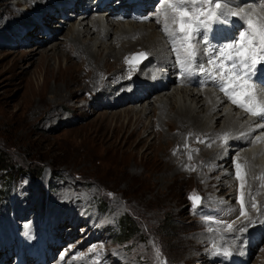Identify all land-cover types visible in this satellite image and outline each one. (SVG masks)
I'll use <instances>...</instances> for the list:
<instances>
[{
  "label": "rangeland",
  "instance_id": "obj_1",
  "mask_svg": "<svg viewBox=\"0 0 264 264\" xmlns=\"http://www.w3.org/2000/svg\"><path fill=\"white\" fill-rule=\"evenodd\" d=\"M54 1L58 0H0V154L5 159L0 163V224L16 225L22 232L30 227L27 238L34 228L55 227L46 235L67 242L62 249L64 264H227L216 257L226 247L216 239L221 230H229L233 217L241 216V205L235 199L230 203L233 197L221 195L215 204L205 197L215 191L208 190L206 172L201 171L205 164L199 159L208 149L204 136L176 137L171 103L165 120L154 110L151 118L138 112L140 121L137 113L123 112L132 102L109 108L94 103L105 83L121 77L122 66L130 68L125 58L145 51L136 45L120 66L118 58L92 66L69 43L68 32H53L47 24L45 30L42 25L33 30L30 25L38 22L40 7L57 6ZM77 14L66 11L68 18L55 20L77 24L81 20ZM147 24L149 29L151 22ZM41 34L49 41L39 44ZM55 45L61 52L59 66L46 58L53 55L55 49L49 50ZM67 65L70 68L64 71ZM172 87L171 82L167 89ZM38 88H47L41 101ZM156 93L133 104L146 106ZM236 161L231 160L235 168L231 180L237 177ZM238 164L241 180L245 179L243 163ZM239 186L237 179L230 190ZM245 187L240 196L244 205V198H253ZM193 195L199 197L195 209L189 199ZM225 204L236 212L226 211ZM257 204L252 209L258 210ZM123 220L132 225L122 234ZM211 229L216 238L207 241ZM255 237L261 240L244 264H264V234ZM237 245L241 250L240 240Z\"/></svg>",
  "mask_w": 264,
  "mask_h": 264
},
{
  "label": "bare ground",
  "instance_id": "obj_2",
  "mask_svg": "<svg viewBox=\"0 0 264 264\" xmlns=\"http://www.w3.org/2000/svg\"><path fill=\"white\" fill-rule=\"evenodd\" d=\"M93 1L94 0H61L60 4H57V6L49 3L46 6L40 7V10L42 12L37 19L38 22H36L35 20L34 23L36 24H32L33 20L31 22V18H29L28 21L31 22L30 25H33V30L39 29L41 25L42 30H45L43 28H45V25L47 24L49 26V30L54 28L53 32L64 30L65 35L66 32H68L67 39L70 38V40H72V42L69 40L68 41L73 46L75 45L80 58L84 57L85 60H87L94 67H99V64H103L111 59L117 61V58L120 59V61L116 65L120 66L122 59L126 55V53L129 54L133 50H136V45L141 46H138V49H144L145 53H147L146 59L138 63L135 69H128L126 68V66L125 68L124 66H122L121 77H119V79L121 80L115 78V81L105 83L103 85V88H101L95 94L96 96H94L93 101L94 103L96 102L98 104L107 106L108 108L109 106H114L125 101L127 103L132 102V104L124 108L123 112H130L135 115L136 113L138 114V112H141V114L146 113L148 114L147 116L150 117L153 111L157 110V112L159 111V115L161 116V118H163V120L166 119L165 112L169 109V104L171 103L170 114L176 127L175 130L178 131L176 137L180 138V136L184 137L186 134L194 133L195 138H202L203 136L205 138V145L208 147V149L204 155L201 154V158L199 160H201V162H203L205 166L208 165L207 168H205L204 166L205 170L201 169V171H204V173L206 172L204 174L205 176H203L205 177L204 179L208 178V180H206L204 183L205 185L208 184V190L211 189L215 191L214 195H210L209 193L205 194V197L209 198L212 203L216 201L215 198L217 196L219 197L221 195L231 198L233 197L232 199L230 198V203H232L234 199L238 202L241 200L240 196H242L241 193H243V189H241L242 187L239 186L235 189L236 191L230 190L231 185L233 183H236L237 181V177H234V180H231V175L235 176V168L232 167L231 160H237L234 163V167L237 163H243L242 170L245 171V179H240V182L241 184L246 186L245 188L247 189L245 191H249V194L252 195L253 198L250 199V197H243L244 200L246 199V215L237 218L233 217L234 219L229 221V224H232L233 226V230H228L227 232H225L226 229L225 231L221 230V233H217L218 239L216 240H218L220 245H225V249L229 250L232 254L235 255V259L237 260V262L235 260L234 264H240L241 262L240 259H237V256H241V259L244 258V260H247L249 253L252 252L256 244L248 245L246 248L247 252L244 254L240 250V244L237 245L238 241L240 240V242H242V236L244 237L248 235V233V237L253 240L254 235L259 233V231L262 232L260 233L262 236L264 234V179H259L258 177L259 173H262V176L264 177V127H258L257 123L252 120L253 117L246 118L240 114L237 115L235 111H233L235 109L234 107L232 108V110H230L229 107L227 108V105H224L222 101L226 96L222 91L219 90L218 82L215 84L211 83L210 87L212 88V91H210L207 88L193 89L190 87H183L182 85H176L173 80L174 73L166 77V81H164L165 77L163 73H160L161 70L159 68H165L170 64V62H173L172 53L180 52L181 54L183 50V48L180 47L179 41L173 42V38L167 35L163 30L166 22L169 23L172 30H174L175 28L174 25L172 27L170 19L167 21L165 19V15L169 17H171L172 15L171 11L167 9V0H161L160 5L156 7V9H158L156 17L152 16V18H147L144 23H136L132 20H130L131 22L129 20H113L109 17L110 13H107L103 19H100L97 16V10L95 11V13H93L94 10L93 12L91 11V8L96 7L98 3L97 1H95L92 4ZM19 3H22L21 0ZM86 3L90 4L91 7L85 8L83 4ZM244 3H253L254 6H252V8L251 5H248L247 8L249 10L247 11L245 9H242V6L239 7L240 4L244 5ZM15 6H18V3H16ZM28 8L29 7L27 5V8L25 9L27 10ZM228 10L235 13H241V10H243V12L248 13L252 17L254 15H258L264 18V0H254V2L253 0H241L238 1V7L230 6ZM66 11H79L78 18L81 19L79 23L75 24L68 23L66 20H55L57 17L61 16V13L66 14ZM37 14H39V12H37ZM154 20H157L161 23L155 24ZM54 21H57V24L51 25ZM149 22H151V24H149V29H147V23ZM58 23H62L63 25H60ZM210 27L212 28L213 24ZM39 38H41L39 44H42L47 40L49 41L50 39L48 37L42 36V34L39 35ZM170 45L172 47L171 50H169ZM55 46L56 47H53L51 48V50H49L53 51V49H55L53 55H50V57H48V55L46 58L55 60L53 65L59 66L60 60L58 58L59 56H61V52L58 51L57 48V46L59 45ZM117 49H119V51H117ZM153 61L155 64L153 63ZM44 63L43 67L45 66ZM202 64L206 65L205 63ZM210 67L211 66H209V68ZM68 68H70V66H65L64 71H67ZM101 73L103 74V70L99 69L97 72V75H99L98 77L101 76ZM205 78L206 76L204 74H200L197 76V79L201 81H204ZM42 81L44 85V79ZM158 82L161 85H159V87L157 88L156 85L158 84ZM171 82L172 84H175L173 85L174 87H172V89H167V86ZM87 87L88 86H86V88ZM94 88H98V85ZM46 90L47 88L45 90H40L38 88L37 94L41 96L39 97L40 101L42 100V95L44 92H46ZM213 90L215 92H213ZM152 93H156V95H154L153 101L148 100L146 106L136 107L137 105L133 104L138 101L137 99L147 97ZM258 93L259 92H257V95ZM69 94L71 93L69 92ZM141 114H138V116L136 115L138 117L136 121H140V118L142 117V115H144ZM128 117L129 114L125 116L126 119H128ZM213 128L217 129L213 130ZM216 133H218L220 136H215ZM131 134L132 133H130V135ZM225 134H227L228 136L226 142L223 139ZM175 140H177V138H175ZM140 142H142V139H140L139 143ZM202 151L203 148L200 147V152ZM220 165L223 167L222 169ZM169 168L172 167L170 166ZM220 169L222 171L221 173L219 172ZM174 170L172 171V173L176 175L177 173L175 174ZM217 171L219 175L216 174ZM179 173L180 172H178V174ZM202 179L203 178H201V180ZM245 194H247V192H245L244 195ZM62 198H64V196H62ZM226 200L227 198L224 199V201ZM256 202L258 203V210L252 209L253 203ZM223 208H225L226 211L234 210V207L231 204H225ZM235 212L233 211V213ZM238 212L237 213L240 215V211ZM249 221L257 222L254 224L255 226L253 229L250 227L248 223ZM241 228H246V234H244V231H239V229ZM49 229L50 225L48 227H44V229H41L39 231L48 233L52 229L55 230V227H52L50 230ZM214 231L215 230L211 229V231L208 233L209 235L205 240L210 241L212 240V238H216V235H213ZM30 233L31 236H34L35 233L38 234V230H31ZM30 239L31 237L27 238V240ZM13 241L15 240L13 239ZM197 241H199V238L197 239ZM48 247L49 249L51 248L50 245H48ZM225 256L226 255L223 254H217L216 257L222 258ZM60 259L61 258H57V260ZM244 262L245 261H243V263ZM51 264H57V261H54Z\"/></svg>",
  "mask_w": 264,
  "mask_h": 264
},
{
  "label": "snow or ice",
  "instance_id": "obj_3",
  "mask_svg": "<svg viewBox=\"0 0 264 264\" xmlns=\"http://www.w3.org/2000/svg\"><path fill=\"white\" fill-rule=\"evenodd\" d=\"M167 9L172 13L171 17L165 15V19L171 20L175 26L172 30L169 23H165L164 32L173 38V42L179 41L180 47L184 49L187 60L181 61L186 67L194 65L196 70L210 75L217 80L219 90L227 96L231 102L253 117H260L264 121V102L258 98L264 96V87L257 90L253 77L258 69V65H264V18L253 20L252 16L241 10V15L246 19L247 27L241 29L239 35L226 41L218 49H213L211 59L207 61L210 68L197 61V45L204 41V31L211 30L210 26L214 23L227 25L230 17L238 13L229 11L228 0H167ZM147 53L141 52L132 57H126L125 63L129 64L130 69H135L142 58H146ZM191 71V68L188 69ZM227 134L223 139L227 141ZM175 154V153H174ZM191 158V157H189ZM237 179H241V166L237 163ZM264 179V177H261ZM243 184L241 187L243 188ZM194 209L197 206L198 197L190 196ZM240 215L245 216V205L240 200ZM249 225L254 221H249ZM227 228L233 230L232 224ZM246 229L241 228L239 231ZM215 254L231 255V252L224 249L222 253Z\"/></svg>",
  "mask_w": 264,
  "mask_h": 264
},
{
  "label": "trees",
  "instance_id": "obj_4",
  "mask_svg": "<svg viewBox=\"0 0 264 264\" xmlns=\"http://www.w3.org/2000/svg\"><path fill=\"white\" fill-rule=\"evenodd\" d=\"M5 161V159L2 157V155L0 154V163H3ZM130 225H132L130 223L129 220H123L122 221V234L126 233L128 231V229L130 228Z\"/></svg>",
  "mask_w": 264,
  "mask_h": 264
},
{
  "label": "water",
  "instance_id": "obj_5",
  "mask_svg": "<svg viewBox=\"0 0 264 264\" xmlns=\"http://www.w3.org/2000/svg\"><path fill=\"white\" fill-rule=\"evenodd\" d=\"M196 197H198V196H196ZM199 198V197H198ZM199 200V199H198ZM198 202V201H197Z\"/></svg>",
  "mask_w": 264,
  "mask_h": 264
}]
</instances>
